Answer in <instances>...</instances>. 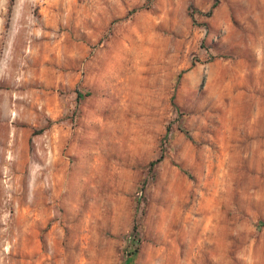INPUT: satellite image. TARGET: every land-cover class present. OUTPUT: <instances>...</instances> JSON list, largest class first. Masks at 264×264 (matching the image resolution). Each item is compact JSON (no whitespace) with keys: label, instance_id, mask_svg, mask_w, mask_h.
Wrapping results in <instances>:
<instances>
[{"label":"rangeland","instance_id":"obj_1","mask_svg":"<svg viewBox=\"0 0 264 264\" xmlns=\"http://www.w3.org/2000/svg\"><path fill=\"white\" fill-rule=\"evenodd\" d=\"M212 3L0 0V264H264V0Z\"/></svg>","mask_w":264,"mask_h":264},{"label":"trees","instance_id":"obj_2","mask_svg":"<svg viewBox=\"0 0 264 264\" xmlns=\"http://www.w3.org/2000/svg\"><path fill=\"white\" fill-rule=\"evenodd\" d=\"M214 4H215V0H214V3H212V6H213ZM159 160H160V157L151 160V161L148 163L149 167L153 166V164H154L155 162H158ZM142 191H143V186L140 187L139 195L142 194ZM131 230H132V232H134V234H135V230H136V226H135V224L132 225ZM136 251H137L136 247H133V248H131L130 250L126 251V252L124 253L126 257L124 258L123 263H124V264H127V263L131 260L132 256L134 255V253H135Z\"/></svg>","mask_w":264,"mask_h":264}]
</instances>
